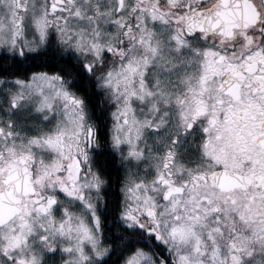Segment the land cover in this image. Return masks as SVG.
Masks as SVG:
<instances>
[{"label": "clouds", "instance_id": "clouds-1", "mask_svg": "<svg viewBox=\"0 0 264 264\" xmlns=\"http://www.w3.org/2000/svg\"><path fill=\"white\" fill-rule=\"evenodd\" d=\"M32 2L44 5L48 0ZM124 4L122 11H116L117 0H75L71 6L86 11L84 17H70L67 30L50 41L41 44L37 39L26 63L16 66L8 59L0 64V150L4 153L0 163L7 169L9 146L15 147L17 155L33 153L25 162L33 177L58 161L60 167L49 169L50 175L35 185L36 195L45 199L55 195L56 206L70 210L73 224L87 220L95 211L103 227L96 230L93 225V230L103 246L118 245L120 237L134 232L142 236L140 242L147 245L152 264H175V246L153 241L147 230L157 225L144 214V208L155 207L158 230L168 239L165 221L168 225L190 223L186 217L192 213L194 197L213 193L211 183L194 184L191 179L192 172L212 167L201 149L202 130L207 116L215 115L212 109L218 107L211 99L218 93L217 83L233 79L228 63L264 46V0H124ZM253 4L262 14L260 21L245 27V11ZM95 5L100 6V14ZM152 9L157 11L155 18ZM220 11L223 16L218 15ZM88 15L95 18L89 20ZM215 21L219 23L213 26ZM128 24L131 31H127ZM198 24L203 27H196ZM245 34L252 37L251 43ZM28 39H33L31 34ZM118 47L122 53L116 51ZM15 55L0 47V56ZM129 62L135 67H129ZM34 65L56 73L51 84L47 78L33 79L30 72L19 79L31 80V84L17 83L16 73ZM202 73L209 77V88L203 93L209 112L197 117L189 128ZM224 102L232 103L229 97ZM55 134H59V146L53 148L45 141ZM31 137L40 138V143L32 144ZM15 163L23 177L25 163ZM160 174L184 185L183 192L165 199L167 185L156 179ZM60 183L75 184L77 195H68ZM19 195L22 206L33 208L30 219L34 224L50 223L23 193ZM172 200L179 221H173ZM122 212H132L139 223ZM3 231L7 233L8 228ZM39 234L30 239L29 249L13 255L35 254L40 264H64L66 257L47 254ZM46 234L57 246L69 242L59 235L53 237L52 230ZM99 259L103 264L107 257ZM262 262L264 252L257 251L252 264ZM0 264H9L2 253Z\"/></svg>", "mask_w": 264, "mask_h": 264}, {"label": "snow or ice", "instance_id": "snow-or-ice-1", "mask_svg": "<svg viewBox=\"0 0 264 264\" xmlns=\"http://www.w3.org/2000/svg\"><path fill=\"white\" fill-rule=\"evenodd\" d=\"M74 2L48 0L44 5H37L32 0H5L0 3V10L4 11V15H0V47L16 54L11 58L0 56V64L6 63L8 59H12L16 66L26 63L37 39L41 44L50 41L54 35L67 30L70 17H84L87 12L79 6L73 8L71 5ZM66 3L70 6L65 7ZM124 7V0H117L116 11H122ZM94 8L96 14H100V6L95 5ZM150 12L155 18L156 9ZM218 15L223 16V11L218 12ZM261 15L255 5H251L245 11V27L259 22ZM159 16L163 19V10H160ZM94 18L88 15L89 20ZM117 22L124 25L123 20ZM216 23L219 21L213 22V26ZM196 27L203 26L198 24ZM131 30L132 25L128 24L127 31ZM29 34L32 40L28 39ZM245 36L251 43L252 37ZM93 47L96 45L93 44ZM116 51L122 53L123 49L118 47ZM20 57H24V60L21 61ZM128 66L135 67L130 62ZM227 67L232 71L233 79L217 83L218 93L211 99L218 107L212 109L215 115L207 116L208 123L202 130L205 135L201 149L211 159L212 167L191 173L194 184L209 182L213 193L194 197L192 213L186 217L190 223L174 222L168 225L165 221L168 239H164L158 230L160 220L155 207L144 208V214L157 225V228L150 227L147 230L152 234L153 241H162L169 248L175 246V264H252L255 253L264 252V46L251 49L238 61L229 62ZM29 72L33 79L47 78L49 84L56 76L52 69L45 71L41 66L34 65L16 73L19 85L32 83L31 80L19 79L21 75L27 77ZM208 88L209 77L202 73L197 90L200 95L193 97L192 119L187 122L189 128L193 127L197 117L209 112L208 101L203 96ZM64 94L67 95L66 92ZM148 95H151L150 90ZM225 97H229L232 103L225 105ZM210 132L211 135H207ZM2 133L3 129L0 128ZM8 135L11 136L12 132L9 131ZM30 139L32 144L40 143L38 137ZM45 143L53 148L58 147L59 134L50 136ZM8 151L11 156L7 169L0 163V241H3L0 243V253L7 257L9 264H40L35 254L31 257L13 255V252L29 249V241L37 232L40 233L38 238L44 249L49 250L47 254L66 257L64 264H101L100 257H107L103 264H152L147 245L140 242V234L128 232L127 238H119L121 242L118 245L113 244L111 248L103 246L93 230V225L96 230L103 227L101 217L95 211L87 220L81 219L73 224L70 210L56 206L55 195L49 194L46 199L36 195L38 190L35 185L43 183L45 177L50 175L49 169L60 167L58 161L45 166L33 177L31 168L25 163L32 158L33 153L21 151L17 155L14 146H9ZM3 155L0 150V160ZM15 161L25 163L23 177L16 170ZM156 179L167 185L165 199L184 190V185L175 184L163 174ZM59 187L70 196L77 195L75 184L69 187L60 183ZM19 193L32 202L37 212L48 217V225L34 224L30 219L33 208L21 205ZM88 207L91 208V205ZM171 208L173 221H179L181 216L176 212L175 200H172ZM121 215L139 223L132 212H122ZM5 227L8 228L7 233L3 231ZM49 230H52L53 237L59 235L69 242L59 246L54 241L50 242L46 234ZM169 240L172 244H169ZM180 244L185 245V248L181 249ZM257 245H260L259 249Z\"/></svg>", "mask_w": 264, "mask_h": 264}]
</instances>
